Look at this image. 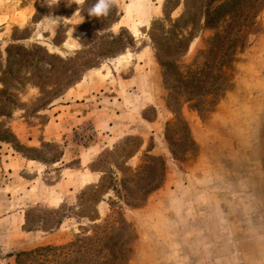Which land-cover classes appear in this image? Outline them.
Segmentation results:
<instances>
[{
    "label": "rangeland",
    "instance_id": "obj_1",
    "mask_svg": "<svg viewBox=\"0 0 264 264\" xmlns=\"http://www.w3.org/2000/svg\"><path fill=\"white\" fill-rule=\"evenodd\" d=\"M95 2L0 0V264L107 222L124 264H264V0Z\"/></svg>",
    "mask_w": 264,
    "mask_h": 264
},
{
    "label": "trees",
    "instance_id": "obj_2",
    "mask_svg": "<svg viewBox=\"0 0 264 264\" xmlns=\"http://www.w3.org/2000/svg\"><path fill=\"white\" fill-rule=\"evenodd\" d=\"M98 226V223H93L92 233L78 236L65 244H48L19 250L14 253L15 262L16 264H124L123 248L126 241H120L117 236L110 244H106L109 239L108 222L105 226ZM115 247L118 248L119 253H115Z\"/></svg>",
    "mask_w": 264,
    "mask_h": 264
},
{
    "label": "crops",
    "instance_id": "obj_3",
    "mask_svg": "<svg viewBox=\"0 0 264 264\" xmlns=\"http://www.w3.org/2000/svg\"><path fill=\"white\" fill-rule=\"evenodd\" d=\"M75 93V95L79 92H76V91H74ZM76 100V99H75ZM77 101V100H76ZM81 101V100H80ZM79 106H85V104H83V103H75V104H69V105H64V106H62L63 107V110H74L75 112H74V116L78 119V120H81L82 118H84V117H91V116H93V117H91V118H93L92 120V122H94L95 123V127H94V129L95 128H97V130L99 131V129L101 130V127L102 126H104V130L106 129V126H107V128L109 127V123L107 124V125H105V120L103 119V120H101L100 121V123H99V121H97V119H96V113L98 112V115L101 113V111L99 112V111H96L95 113H94V111H91V112H87V111H84L83 109H82V107H80V108H78ZM78 109H80V110H78ZM103 113H104V115H103V117L104 116H106L105 115V111H103ZM94 114V115H93ZM99 125H101L100 126V128H99ZM102 129V130H103ZM96 130V129H95ZM100 135H102V131L100 132ZM107 134H104L103 135V137L104 136H106ZM91 151H89V153H90ZM82 156V155H81ZM14 157H16V156H7V157H5V158H9L8 159V163L6 164V170L7 171H5V173H3V174H8V176H15L16 175V173H18V172H20L21 170H23V169H25V168H27L26 166L28 165V164H31V162L30 163H27V162H29L30 160H27V159H25V158H23V157H21V158H16V159H14ZM92 157V156H91ZM6 159H4V161H5ZM4 161H3V163H4ZM80 163H81V161H80ZM11 164H14V165H11ZM83 165H86V163H83ZM69 170H71V169H69ZM79 171V170H78ZM82 170H80V172H81ZM40 173V172H39ZM85 172H82V174H84ZM93 173H95V172H92V174H91V176L93 175ZM0 175H1V172H0ZM86 176H90V174H85ZM33 176H30V177H28V178H21L22 180H23V183H24V185H25V192H28L30 195L31 194H33L34 193V190H33V181H37V180H33V178H32ZM4 178V177H3ZM76 179H77V177H75ZM6 180H7V182H8V179H6L5 178V181H3V183L5 184V186L4 187H2V188H0V190H1V192H3V193H0V204L2 205V206H5V205H9L10 203H12L11 201H15V195L14 194H11V193H9V191H8V189H6L7 188V186L11 183V182H9V183H5L6 182ZM16 181V180H15ZM19 182H21V181H19ZM87 182H90V180H87ZM6 187V188H5ZM32 196V195H31ZM35 200V199H34ZM37 200V199H36Z\"/></svg>",
    "mask_w": 264,
    "mask_h": 264
},
{
    "label": "clouds",
    "instance_id": "obj_4",
    "mask_svg": "<svg viewBox=\"0 0 264 264\" xmlns=\"http://www.w3.org/2000/svg\"><path fill=\"white\" fill-rule=\"evenodd\" d=\"M117 4L118 0H96L95 4L89 8L88 14L91 17H106ZM72 40L76 42L75 47L79 48V40L73 39V37Z\"/></svg>",
    "mask_w": 264,
    "mask_h": 264
},
{
    "label": "built area",
    "instance_id": "obj_5",
    "mask_svg": "<svg viewBox=\"0 0 264 264\" xmlns=\"http://www.w3.org/2000/svg\"><path fill=\"white\" fill-rule=\"evenodd\" d=\"M85 138V137H84Z\"/></svg>",
    "mask_w": 264,
    "mask_h": 264
}]
</instances>
